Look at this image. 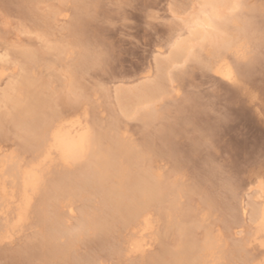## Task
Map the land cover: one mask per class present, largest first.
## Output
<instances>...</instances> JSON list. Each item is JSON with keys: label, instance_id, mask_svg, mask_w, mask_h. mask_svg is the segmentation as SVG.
I'll return each instance as SVG.
<instances>
[{"label": "rangeland", "instance_id": "374dc122", "mask_svg": "<svg viewBox=\"0 0 264 264\" xmlns=\"http://www.w3.org/2000/svg\"><path fill=\"white\" fill-rule=\"evenodd\" d=\"M198 1L0 0V58L5 55L0 59L4 70L0 95L8 85L18 90L23 76L27 88L21 99L35 92L41 100L33 110L37 118L30 123L36 126L52 117L76 115L98 133L103 146L115 138L125 144L131 162L118 154L103 187L121 176L131 185L144 169L161 187H173V202L169 204L167 195L160 204L168 209V216L157 215V203L148 200L153 227L142 235L148 243L143 254L126 253L124 245L132 229L114 220L106 238L86 234L75 241L71 260L64 264H146L150 256L160 255L163 249L173 253L184 241L202 244L206 232L221 245L206 264H253L261 258V248L248 242L254 230L249 221L254 199L247 193L256 178L264 182V0H240L239 8L226 11L232 22L228 29L233 31L228 34H238L237 42L242 44L239 55L226 54L234 80L216 76L210 69L212 54L194 42L198 59L190 55L167 70L169 74L161 79L163 90L153 94L147 119L121 114L114 99L118 89L135 90L158 81L155 64L168 57L173 36L183 27L181 20L198 9ZM79 18L84 26L75 31ZM24 50L36 52L39 58L26 68L19 55ZM71 75L72 91L67 87ZM0 113H8L2 103ZM26 118L27 122L16 119L22 123L20 129L29 124ZM19 128L7 115L3 118L0 158L13 156L24 166L34 153L23 148L24 132ZM130 150L139 155L137 163ZM85 165L44 163V183L58 170L79 175ZM6 186L10 190V179ZM76 191L88 200L78 196L68 204L58 195L41 204V194L33 195L23 222L10 238L0 240V264H45L39 253L41 219H59L73 228L81 209L85 207L89 214L95 211L97 196L88 194L91 188ZM12 202L10 210L0 214V228L14 218L17 198ZM181 224L190 229L180 235ZM2 235L0 230V239Z\"/></svg>", "mask_w": 264, "mask_h": 264}, {"label": "bare ground", "instance_id": "6f19581e", "mask_svg": "<svg viewBox=\"0 0 264 264\" xmlns=\"http://www.w3.org/2000/svg\"><path fill=\"white\" fill-rule=\"evenodd\" d=\"M198 2V9L181 20L183 27L173 36L168 57L164 59L165 61L158 60L156 62L155 67L158 72V81L142 84L135 90L118 89L114 92V99L121 114L126 117L136 116L142 120L147 119L150 106L155 99V95L153 96V94L163 90L161 81L164 75L169 74L167 70L174 68L181 61L186 62L190 55L198 59V56L195 55L194 42H199L197 44L198 47H206L205 49L212 54L213 59L210 69L216 76L226 81L234 80V72L226 54L239 55L242 44L241 42H237L238 34H228L231 31L230 28V30L228 29V26L232 22L229 21L226 11L239 8L241 2L240 0H199ZM80 19L77 20L74 26L76 27L75 31H80L81 27L84 26L83 19L81 21ZM237 30H242V28L237 26ZM184 35L187 37L182 39ZM59 51L61 52V50ZM19 55L25 64V68L29 64V61L39 59L36 52L29 50L20 51ZM2 57H5V55H2ZM84 59H82V62ZM3 75L4 70L0 68V79ZM71 76L67 84L70 91H72L71 87L74 86V78L73 75ZM22 77L18 81V90L14 85H8L1 92L0 103L7 106L8 113H0V124L7 115L9 120L14 123V126L19 128L22 123L17 122L16 119L21 121L20 118H22L23 122H25L26 120L24 119L27 117L26 119L31 125L27 123L25 127H21L19 130L24 132L22 134V138L25 141L23 148L25 150L33 149L32 152L34 154H32L34 157L24 166H21L22 164H19L20 161H16L17 158L13 156L0 158V214H4V210H10V205L13 203L12 201L15 197L18 200V204L14 210V218L10 222L3 224L0 228L3 233L0 240L10 238L11 231L23 222L24 215L30 207L33 195L41 194V204H44L47 198H55L58 195L65 197L69 204L73 198L78 196L81 201L86 199V195L80 196V193H77L80 195L76 194L77 189L87 191L91 188V193L88 194L94 197L97 196L94 206L95 211L89 214L84 210L85 207H81L83 209H81L77 224L73 228L72 226L71 228L70 226H64L65 224L63 225V222L58 221L59 219H56L57 221L50 219V221L52 220L51 222H46L45 218L41 219L42 226L40 231L42 239L39 245V253L45 264H64L70 261L75 241L84 239L86 234L106 238L114 220L123 227L132 229V234L124 245L126 253L143 254L148 243L143 240L142 235L153 227L152 222L148 218V200L151 199L157 203L155 208L157 215L161 216L164 213V216H166L168 209L167 211L161 209L160 204L167 195L170 196L168 197L169 204L173 202L172 185H170L171 187H161L158 183L159 181L157 180V182L156 178L148 170L144 169L142 174L137 173L136 178L134 177L135 182L133 180L134 183L131 185H128L127 177L121 176L117 181L110 184L108 188H105V185L103 187V183H105L108 177V170L110 168L111 171L110 166L117 159L116 156L121 154L122 158L127 160L128 155H130L129 148L125 144L120 143L118 138L112 141L109 140L110 143L108 142L103 146L98 133L92 132L91 128L89 127V129L84 124L85 122L83 123L80 116L74 115L69 118L68 116H56V118L52 117L53 120L47 123L37 124V121H35L36 126L32 122L30 123V121L37 118V114L35 117L36 112L33 110L38 107L41 100L38 93L35 92L30 97L26 96L29 97L25 98L26 100L24 98L21 99V94H24L27 88L26 79ZM174 77L178 78V75L175 74ZM141 111L145 112L140 113ZM104 139L107 140V138ZM133 152L130 150L131 156L136 158L137 163L139 157L137 158L136 156L139 155H135ZM118 161L120 160L118 159ZM55 162L73 167L79 162H85L86 168L80 174L78 173L79 175H74L75 173L71 174L70 172H75L73 170H69L70 172L67 171V173L63 171L61 174L58 170L57 174H55L56 176L53 174L51 176L50 174L49 183L45 185L43 180L44 174L42 173V169H44L43 165L44 163H48L51 167V164ZM129 178L131 179V177ZM134 178L132 177V179ZM7 179L11 180L10 190L6 186ZM247 195H251L254 199L249 212V221L254 225V230L248 242L256 243L262 251L261 258L256 259L253 264H264V182L260 178H256L250 184ZM52 204L51 206H53ZM106 210H110V213ZM246 211L243 206V217L247 215ZM115 214L118 217L115 218ZM105 215H108L110 220ZM181 225L178 226L179 233L180 231L181 233H186L190 229L188 225ZM168 228L170 226L166 228L165 233ZM219 242L212 234L206 232L202 244L198 245L197 242L189 244L184 241L180 243L178 249L173 253H167L163 249L160 255L156 257L150 256L146 264H206L216 252H219L218 249L221 246ZM33 249L36 250L37 248Z\"/></svg>", "mask_w": 264, "mask_h": 264}]
</instances>
